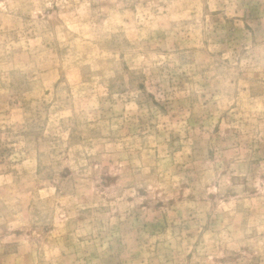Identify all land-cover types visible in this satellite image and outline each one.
Wrapping results in <instances>:
<instances>
[{"label": "rangeland", "instance_id": "374dc122", "mask_svg": "<svg viewBox=\"0 0 264 264\" xmlns=\"http://www.w3.org/2000/svg\"><path fill=\"white\" fill-rule=\"evenodd\" d=\"M0 264H264V0H0Z\"/></svg>", "mask_w": 264, "mask_h": 264}]
</instances>
